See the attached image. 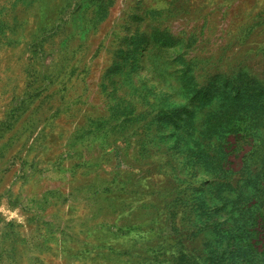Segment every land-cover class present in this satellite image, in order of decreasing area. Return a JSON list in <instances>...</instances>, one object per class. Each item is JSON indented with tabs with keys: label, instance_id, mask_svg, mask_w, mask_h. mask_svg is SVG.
Returning <instances> with one entry per match:
<instances>
[{
	"label": "rangeland",
	"instance_id": "rangeland-1",
	"mask_svg": "<svg viewBox=\"0 0 264 264\" xmlns=\"http://www.w3.org/2000/svg\"><path fill=\"white\" fill-rule=\"evenodd\" d=\"M0 264H264V0H0Z\"/></svg>",
	"mask_w": 264,
	"mask_h": 264
}]
</instances>
